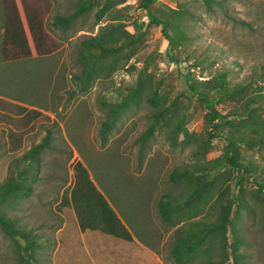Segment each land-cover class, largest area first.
Here are the masks:
<instances>
[{
  "label": "rangeland",
  "instance_id": "rangeland-1",
  "mask_svg": "<svg viewBox=\"0 0 264 264\" xmlns=\"http://www.w3.org/2000/svg\"><path fill=\"white\" fill-rule=\"evenodd\" d=\"M141 1L89 0L88 9L63 30L51 24L53 16L74 12L80 0H45L43 45L51 51L12 61L0 53V103L25 106L0 110V184L12 160L48 134L31 194L6 197L0 213L37 241L36 264H53L63 221L56 201L80 160L135 233L144 215L158 229L164 264H175L168 244L177 227L185 239H197L188 264H264V195L254 184L264 183V0H217L210 10L203 0L152 1L150 10L167 21L168 33L177 27L186 37L171 47L161 25L148 23ZM138 32L139 40H125ZM1 33L0 9V39ZM98 34L110 50L96 61L87 58L84 66L92 71L80 82L81 40ZM184 75L226 119L215 126L208 122L209 110ZM136 85L137 100L103 141L98 130L105 104ZM152 93L166 109L141 147L139 136L156 122L146 99ZM228 137L239 141L238 160L253 173L237 174L227 162ZM183 169L188 173L181 174ZM163 193L180 205L173 225L157 210ZM224 214L228 220L220 225ZM24 259L0 229V264H25Z\"/></svg>",
  "mask_w": 264,
  "mask_h": 264
},
{
  "label": "trees",
  "instance_id": "trees-1",
  "mask_svg": "<svg viewBox=\"0 0 264 264\" xmlns=\"http://www.w3.org/2000/svg\"><path fill=\"white\" fill-rule=\"evenodd\" d=\"M154 0H142V7L146 10L148 23L161 25V31L167 39L168 45L171 47L177 39L183 37L181 29L175 28L173 33H168V23L163 18L158 17L150 10V4ZM89 0H80L77 9L67 15H54L51 24L55 27H61L66 30L73 19L79 14L88 9ZM204 5L208 10L211 9L214 3L220 4L215 0H203ZM0 9L2 13V33L0 39V53L4 61L18 60L27 57L41 56L47 54L51 49L45 48L43 41L48 37L45 27V0H0ZM244 23V22H243ZM245 24V23H244ZM143 25V23H141ZM130 36V35H129ZM141 33L131 35L126 38L127 41H137L140 39ZM186 38L185 36L182 38ZM104 38L101 34L90 35L86 39L81 40L82 47L80 49V58L83 65V73L79 77V81L83 82L92 71V67H85L86 60L91 57L94 61L102 57L110 48L104 46ZM130 42V43H133ZM90 46L100 48L99 53H92L89 50ZM171 48L168 51L169 57H172ZM222 76L224 73H221ZM188 89L191 90L197 99L209 110L208 122L215 126L217 121L226 119V116L217 112L213 108V100L207 99L205 93L197 88L192 87V79L189 75H184ZM221 78V75H220ZM138 88L136 85L131 92L123 96L119 101L106 103V115L100 123L98 130L100 138L104 141L107 133L115 128L121 115L126 112L130 105L137 98L135 91ZM236 89L225 91L226 94L235 92ZM147 101L155 108V121L147 127L145 132L139 136V142L143 147L147 139L153 134L156 129V123L166 109L161 105L159 98L155 93L147 95ZM0 110H14L19 112L25 110V106H10L8 103H0ZM248 112V111H246ZM5 116V115H4ZM6 117V116H5ZM22 121V119H21ZM29 122V115L23 120V124ZM17 142L21 141V135H17ZM247 140V139H245ZM228 148L230 153L226 155L227 162L235 169L237 174L246 172L251 174L254 172L253 167L243 164L238 160V150L236 148V139L228 137ZM48 146V134H46L40 142L32 145L24 150L20 157L12 160L13 167L6 179L0 184V203L6 197L12 195L15 199L27 197L32 192V184L38 178V170L40 166L41 152ZM188 170L183 169L181 174H187ZM73 181L71 189H64L61 195V205H71L77 215L78 221L82 228L100 229L104 232L122 237L128 240L132 239V235L125 226L116 211L110 206L106 196L98 189L88 170L80 160L75 161L73 165ZM250 176V175H248ZM174 179L176 173H171ZM175 180V179H174ZM256 189L264 195V183L254 182ZM180 205L175 201L174 197L169 193L160 195L157 202V210L161 220L167 224L173 225L177 223L175 211ZM228 220L224 214L220 225H224ZM0 229L4 234L9 236L16 246L25 254V264H36L35 257L32 254L33 248L37 245L35 239H29V233L23 229L17 228L12 219L0 213ZM200 237V236H199ZM18 238H23L25 244L22 245ZM197 243V239H185L180 227L174 232V242L170 248V255L175 264H188L191 260V253Z\"/></svg>",
  "mask_w": 264,
  "mask_h": 264
},
{
  "label": "crops",
  "instance_id": "crops-1",
  "mask_svg": "<svg viewBox=\"0 0 264 264\" xmlns=\"http://www.w3.org/2000/svg\"><path fill=\"white\" fill-rule=\"evenodd\" d=\"M73 180L61 187L55 205L63 221L56 231L57 245L53 264H164L161 249L157 247L160 240L159 231L151 226L145 215L138 219L135 233L123 216L113 207L130 231L131 240L100 229L82 228L74 208L71 205L63 206L60 203L63 190H70L74 184ZM173 242L174 233L168 244L170 257V248Z\"/></svg>",
  "mask_w": 264,
  "mask_h": 264
}]
</instances>
